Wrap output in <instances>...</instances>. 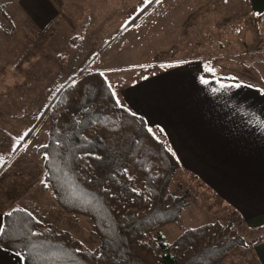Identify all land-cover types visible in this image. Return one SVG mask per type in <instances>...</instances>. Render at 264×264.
Wrapping results in <instances>:
<instances>
[{
  "label": "rangeland",
  "instance_id": "374dc122",
  "mask_svg": "<svg viewBox=\"0 0 264 264\" xmlns=\"http://www.w3.org/2000/svg\"><path fill=\"white\" fill-rule=\"evenodd\" d=\"M20 3L0 0L7 15L0 14V212L23 208L44 231L66 232L93 251L98 239L90 220L63 212L43 184L37 149L47 141L52 91L98 69L114 88L180 62H200L213 77L253 81L264 88V17L258 22L245 0H159L150 5L111 0L105 17L97 12L105 1L55 0L57 16L41 32L36 23H27ZM120 20L122 31H113ZM169 190L185 195L186 207L175 223L158 231L166 242L189 228L231 224L244 245L227 251L220 264H257L255 233L239 225L194 178L175 175Z\"/></svg>",
  "mask_w": 264,
  "mask_h": 264
},
{
  "label": "trees",
  "instance_id": "16d2710c",
  "mask_svg": "<svg viewBox=\"0 0 264 264\" xmlns=\"http://www.w3.org/2000/svg\"><path fill=\"white\" fill-rule=\"evenodd\" d=\"M0 14L7 17L2 8ZM112 94L96 71L55 88L47 141L37 149L43 184L63 212L90 220L97 248L66 232L44 231L23 208L2 215L0 247L23 264H220L227 251L244 245L231 224L189 228L171 243L158 232L186 207V196L169 190L180 164L162 132L155 136Z\"/></svg>",
  "mask_w": 264,
  "mask_h": 264
},
{
  "label": "crops",
  "instance_id": "0c3cea01",
  "mask_svg": "<svg viewBox=\"0 0 264 264\" xmlns=\"http://www.w3.org/2000/svg\"><path fill=\"white\" fill-rule=\"evenodd\" d=\"M53 1L20 0L27 23L47 30L57 16ZM102 1L96 11L105 17L111 0ZM245 1L252 15L264 16V0ZM123 24L120 20L113 31H122ZM197 65L176 63L114 88L102 69L96 72L121 106L143 118L153 133L162 132L180 164L176 175L194 178L239 225L255 233L252 250L257 264H264V88L253 81L205 77ZM0 264L23 262L0 247Z\"/></svg>",
  "mask_w": 264,
  "mask_h": 264
},
{
  "label": "snow or ice",
  "instance_id": "6c2138e0",
  "mask_svg": "<svg viewBox=\"0 0 264 264\" xmlns=\"http://www.w3.org/2000/svg\"><path fill=\"white\" fill-rule=\"evenodd\" d=\"M153 2H159V0H144V3L147 4V5H150L151 3ZM73 83H75V81L73 80ZM223 87V85H222ZM236 87H240V85H236ZM113 97L115 98L116 94L113 93L112 94ZM116 103L119 105V101L116 100ZM29 133H23L20 137H19V140L20 141H23L25 139V137L28 135ZM15 147L13 148V151H15ZM17 211V209H13L12 211L10 212H7V213H4L3 215H7V216H11L13 214V212ZM5 234V228H4V225L3 223H0V236H3Z\"/></svg>",
  "mask_w": 264,
  "mask_h": 264
}]
</instances>
